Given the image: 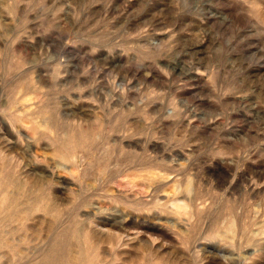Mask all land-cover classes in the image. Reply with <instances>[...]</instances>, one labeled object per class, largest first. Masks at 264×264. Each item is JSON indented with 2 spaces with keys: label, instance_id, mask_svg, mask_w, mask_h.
Here are the masks:
<instances>
[{
  "label": "rangeland",
  "instance_id": "374dc122",
  "mask_svg": "<svg viewBox=\"0 0 264 264\" xmlns=\"http://www.w3.org/2000/svg\"><path fill=\"white\" fill-rule=\"evenodd\" d=\"M135 252L264 264V0H0V264Z\"/></svg>",
  "mask_w": 264,
  "mask_h": 264
},
{
  "label": "bare ground",
  "instance_id": "6f19581e",
  "mask_svg": "<svg viewBox=\"0 0 264 264\" xmlns=\"http://www.w3.org/2000/svg\"><path fill=\"white\" fill-rule=\"evenodd\" d=\"M231 227H232V225H229V229H230V233L232 232L231 231ZM154 232H158L157 231V229H152ZM232 234V233H231ZM89 236V238H90V236L92 237V234L90 233V235H88ZM94 238V237H93ZM122 236L121 235H119V234H116V235H109L104 241H106V242H108V243H111V244H113L114 243V246H119V244L121 243V240H122ZM100 240V239H99ZM151 244H153V240H151ZM197 247H199L200 245L199 244H197L196 245ZM134 248L136 249H140L139 247H137V246H134ZM150 252V251H149ZM59 254V253H58ZM57 256V255H56ZM55 256V257H56ZM139 258H140V255L138 254V253H136L135 252V254L133 255L132 254V256L129 258V263L130 264H135V263H138V260H139ZM98 260V259H97ZM41 261V260H40ZM126 261V262H127ZM173 261L175 262V263H182V261H180L179 260V258H177V257H174L173 258ZM173 261H171V262H173ZM67 263L68 264H73L74 263V260L73 259H71V256L68 258L67 257ZM66 263V264H67ZM54 264H55V262H54Z\"/></svg>",
  "mask_w": 264,
  "mask_h": 264
}]
</instances>
